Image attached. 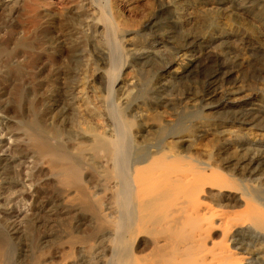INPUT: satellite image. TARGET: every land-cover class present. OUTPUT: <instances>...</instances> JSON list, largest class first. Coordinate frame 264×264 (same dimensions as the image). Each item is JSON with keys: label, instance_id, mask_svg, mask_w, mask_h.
<instances>
[{"label": "bare ground", "instance_id": "bare-ground-1", "mask_svg": "<svg viewBox=\"0 0 264 264\" xmlns=\"http://www.w3.org/2000/svg\"><path fill=\"white\" fill-rule=\"evenodd\" d=\"M22 1L2 0L0 11L13 18ZM59 5L61 15L36 14L49 44L37 60L52 68L72 58L74 68L54 70L48 97L14 92V69L35 58L31 43H12L19 53L0 46L4 112L21 130V143L0 142V153L27 152L38 169L27 176L47 178L37 202L52 188L66 221L53 248L13 263L0 248V264H264V0ZM197 77L204 106L187 89ZM37 202L17 206V218L51 211Z\"/></svg>", "mask_w": 264, "mask_h": 264}, {"label": "rangeland", "instance_id": "rangeland-1", "mask_svg": "<svg viewBox=\"0 0 264 264\" xmlns=\"http://www.w3.org/2000/svg\"><path fill=\"white\" fill-rule=\"evenodd\" d=\"M1 1L2 0H0V2ZM60 1L62 2L63 0H46L45 3H41L39 0H34V1L23 0L22 1L23 3H21L20 8L17 9V11L19 12L16 11L17 15H14L13 18L9 16L8 11H0V37H1L0 41L3 44L2 45L0 43L1 44L0 46L3 47L2 49L4 50V47H6V49L11 47V48H15V50L17 51L18 46H12L13 45L12 43L24 42V40L29 45L31 43V46L34 49L35 58L29 60L30 64L27 62L25 63V61L21 59L22 63L19 65L20 68L14 69L15 66L12 67L14 69V72L17 74L16 75L13 73V76H12L14 77L12 78L14 79L12 81L16 83V85L13 83L14 88H15L14 92H21V93L24 92L25 95H30V96L32 95L30 98L35 97L36 100L40 99V96H44V98H46L49 96L48 94L51 91L50 86H52L53 84L52 81L54 79V76H53L55 73L54 70L60 68V69H63L65 72L68 69L72 70L74 68V62L72 61L73 60L72 58L66 61L60 60L57 63H55L54 66H52V68L49 65L51 63L47 62V60H50V58L44 57L45 59L43 62L37 60L39 59L38 53H40V49L43 47L44 49H47L49 44L44 43V40H42L44 38L42 37V33H41V27H40L41 21L36 16V14L41 13L40 7H42V9L43 7L47 8L49 11H52V13L57 14V15L63 14L65 12L64 10L67 7L64 8L60 5H59L60 7L57 6L59 3H61ZM68 1L69 0H66V3ZM47 2L49 3V5ZM28 3L29 5H27ZM50 5H53V6H50ZM25 7L26 8L28 7L29 9L27 8L28 9L27 10ZM55 8L56 10H53ZM59 23L61 25L60 27L66 28V30L71 25V22L69 21L68 18H62L59 21ZM20 26L23 28H21ZM12 28H20L21 30L19 29V31H22V36L19 37L18 34L14 35V39L16 40L13 41L11 39L12 42H10V44L8 45L10 41L9 39L11 38V35L9 34L8 31ZM25 30L28 32L24 33L23 31ZM51 32H58V31L51 30ZM151 39L159 40L161 38H159L157 34L156 35L154 34L153 36H151ZM40 45L42 46L40 47ZM3 50L0 52L1 54L0 55V65H1L0 66V76L4 77L5 76L4 75L5 74L4 73L5 63L3 64V60H5L4 58L5 55H4ZM18 51H21V49H19ZM18 51L17 53H19ZM44 65L46 68L44 67ZM248 77L250 80L254 82L258 81L260 78L258 73L256 72V69L253 67H250L248 69ZM20 78H22L23 80ZM203 80H204L203 78H199V77L191 78L190 87L187 88V89L194 88L198 91V92L196 91L197 92L195 94L196 97L195 96L194 97L197 100V102L202 106L205 105L204 100H202L201 98L202 94L205 91V88L203 87V83H202ZM0 83H2L0 84V116H1L0 117L1 118L0 120V142L5 143L7 141H11V142H14L15 146H18L21 143L20 142L21 130L16 125L17 119H15L13 115L7 114L6 111L4 112V110L6 109H4L3 106L6 107V104L9 102L8 101L9 97L6 96L7 92L5 90V83L3 81H0ZM19 104L20 103H19L17 95L15 94L12 95L10 97V105L13 107L16 106L17 108ZM7 116H10L13 123L9 124V122L6 120ZM6 149L7 148L3 149L2 150L3 152L1 151L0 153V248L5 249L6 251L5 254L6 253L11 254L12 260H10L9 263H13V262H16V260L18 259V256L25 251L33 253L36 251V249L39 246L44 247L47 244L49 245L48 248H53L51 247L52 246L51 242H53V239L55 238V236L57 235L59 236V233L61 234L64 229L61 226V222L59 220L66 221L64 220L66 215H63V214H61V216L59 215L60 213H62V211L60 210L61 209L60 206L56 204L57 200L55 198L54 190L52 188H49L47 185H46L47 187L45 186L46 188L41 187L40 192H41L42 199L40 202H37V199L35 197L36 187L41 183L44 184L47 178L41 177V181L39 183H36L35 181H31V179L27 176V174L28 175L31 174L32 176H35L36 171L38 170L34 168L32 164V160L25 156L27 152H21V153L17 152V154L15 153L11 155V154H8V150ZM5 154L7 155L5 156ZM10 155L12 156L14 161L9 162V163H7L6 161L4 162L3 161L5 159L4 157H8ZM27 168L30 170H26ZM22 181H26L25 189L21 187ZM35 200L37 203L43 202V205H46L48 202H51L52 204L49 206V209L51 211L41 213L39 214V216L37 217L35 216L36 218L35 217H33V219L31 218L29 222L28 221L23 222L22 217L17 218L16 207L19 205H24L25 207L23 209H25L26 207L30 206L31 203L34 202ZM57 211L59 213L58 214L59 216L57 215ZM42 241L44 242L42 243ZM43 244L45 245L43 246ZM6 264H7V260H6Z\"/></svg>", "mask_w": 264, "mask_h": 264}]
</instances>
